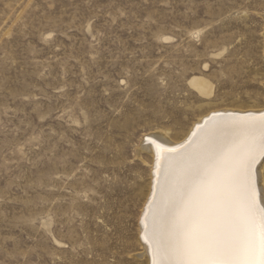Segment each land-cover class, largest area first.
Segmentation results:
<instances>
[{
    "label": "rangeland",
    "instance_id": "1",
    "mask_svg": "<svg viewBox=\"0 0 264 264\" xmlns=\"http://www.w3.org/2000/svg\"><path fill=\"white\" fill-rule=\"evenodd\" d=\"M257 107L264 0H0V264H148L141 147Z\"/></svg>",
    "mask_w": 264,
    "mask_h": 264
},
{
    "label": "bare ground",
    "instance_id": "2",
    "mask_svg": "<svg viewBox=\"0 0 264 264\" xmlns=\"http://www.w3.org/2000/svg\"><path fill=\"white\" fill-rule=\"evenodd\" d=\"M199 94H212L211 82L202 75L188 80ZM262 108H226L208 112L194 123L182 141L158 138L141 147L154 154L153 177L141 220V242L148 264H179L178 249L188 230L187 185L194 169L205 170L213 156L243 142L260 140ZM256 156L258 201L264 204V159Z\"/></svg>",
    "mask_w": 264,
    "mask_h": 264
},
{
    "label": "snow or ice",
    "instance_id": "3",
    "mask_svg": "<svg viewBox=\"0 0 264 264\" xmlns=\"http://www.w3.org/2000/svg\"><path fill=\"white\" fill-rule=\"evenodd\" d=\"M259 129L258 144L227 148L205 170H193L179 264H264V204L254 168L256 156L264 157V122Z\"/></svg>",
    "mask_w": 264,
    "mask_h": 264
}]
</instances>
